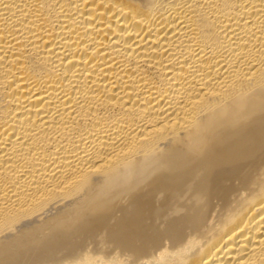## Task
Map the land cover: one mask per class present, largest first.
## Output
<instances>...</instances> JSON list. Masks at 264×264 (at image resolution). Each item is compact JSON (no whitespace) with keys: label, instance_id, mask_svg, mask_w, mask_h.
I'll return each mask as SVG.
<instances>
[{"label":"bare ground","instance_id":"1","mask_svg":"<svg viewBox=\"0 0 264 264\" xmlns=\"http://www.w3.org/2000/svg\"><path fill=\"white\" fill-rule=\"evenodd\" d=\"M0 264H264V0H0Z\"/></svg>","mask_w":264,"mask_h":264}]
</instances>
